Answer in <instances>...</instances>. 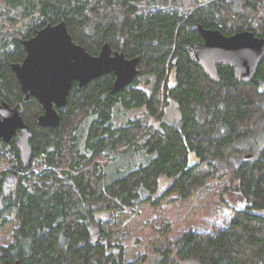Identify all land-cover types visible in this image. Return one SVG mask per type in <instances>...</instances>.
<instances>
[{
	"label": "trees",
	"instance_id": "obj_1",
	"mask_svg": "<svg viewBox=\"0 0 264 264\" xmlns=\"http://www.w3.org/2000/svg\"><path fill=\"white\" fill-rule=\"evenodd\" d=\"M61 22L94 56L108 43L139 57V74L117 95L109 94L113 74L84 88L74 83L60 126L43 129L42 106L25 102L11 67L26 57L22 40ZM195 24L261 37L264 0H0V101L20 110L34 134L31 166L0 211V229L14 223L0 246L5 264H123L122 253L90 240L103 216L156 208L172 195L187 199L215 183L252 208L234 210L218 234H183L151 263L264 264V92L239 83L228 67L219 69L220 83L211 81L182 50L202 42L190 31ZM256 79L264 80V61ZM171 102L180 113L175 124L166 116ZM126 154L148 162L111 176L112 162ZM5 166H20L14 142L0 143V195Z\"/></svg>",
	"mask_w": 264,
	"mask_h": 264
},
{
	"label": "water",
	"instance_id": "obj_2",
	"mask_svg": "<svg viewBox=\"0 0 264 264\" xmlns=\"http://www.w3.org/2000/svg\"><path fill=\"white\" fill-rule=\"evenodd\" d=\"M190 31L198 32L202 42L185 46L182 50L211 81L220 83L219 69L228 67L239 83H254L261 93L264 92V80L256 79L264 61V35L257 37L245 31L225 36L218 30H207L199 24L192 25ZM21 45L26 57L22 63L13 64L11 68L25 95V102L35 98L42 106L43 114L37 119V124L43 129L60 126L59 110L67 106L74 83L84 88L105 75L113 74L115 79L109 94L117 95L129 87L139 74V57L128 59L124 52L114 51L108 43L94 56L75 43L65 22L47 25L33 38L22 40ZM33 137V131L24 122L19 110L1 101L0 143L11 144L14 140L21 165L9 172L2 183L0 209L3 200L15 191L19 175L31 166ZM252 206L244 202L235 210L241 212ZM89 237L94 246L109 250L108 237L99 226L89 230ZM109 253L119 256L122 249L115 248ZM3 258L0 251V264H5Z\"/></svg>",
	"mask_w": 264,
	"mask_h": 264
},
{
	"label": "rangeland",
	"instance_id": "obj_3",
	"mask_svg": "<svg viewBox=\"0 0 264 264\" xmlns=\"http://www.w3.org/2000/svg\"><path fill=\"white\" fill-rule=\"evenodd\" d=\"M131 113L132 111L127 112V115ZM135 116L140 117L141 112L137 111L131 115V117ZM166 116L171 124L180 120L175 102L170 103ZM120 119L127 117L121 113ZM147 162L148 158L144 154L119 155L108 170L112 176L128 165L136 168ZM197 162L198 159L192 153L190 165ZM11 171L12 168L5 166L1 172L7 174ZM167 183L168 181H163L162 187ZM8 201L7 199L4 202V206ZM241 203L226 189V183H215L210 189L198 191L187 199L172 195L160 202L156 208L150 206V203H145L136 209H127L110 217L103 216V225L100 227L107 234L112 246L122 248L123 264H152L159 249L172 247L189 231L201 234L220 233L232 218V212ZM13 225L14 223L11 222L5 229H0V246L6 245L10 240L9 235Z\"/></svg>",
	"mask_w": 264,
	"mask_h": 264
},
{
	"label": "bare ground",
	"instance_id": "obj_4",
	"mask_svg": "<svg viewBox=\"0 0 264 264\" xmlns=\"http://www.w3.org/2000/svg\"><path fill=\"white\" fill-rule=\"evenodd\" d=\"M0 102H1V101H0ZM4 102H5V101H4ZM5 103H6V102H5ZM19 113H20V111H19ZM20 115H21V114H20ZM20 165H21V164H20ZM19 167H20V166H19ZM19 167H18V168H19ZM18 168H17V169H18ZM29 168H30V167H29ZM29 168H28V169H29ZM26 170H27V169H26ZM26 170H25V171H26ZM25 171H23L21 174H23ZM7 174H8V173H7ZM7 174H6V175H7ZM21 174H20V175H21ZM20 175H19V176H20ZM5 177H6V176H5ZM4 179H5V178H4ZM1 191H2V187H1ZM1 193H2V192H1ZM10 196H11V195H10ZM10 196H9V197H10ZM9 197H8V198H9ZM0 198H1V195H0ZM8 198H5V199L3 200V202H2V205H3V206H2V208L0 209V211L3 210V207H4V201L7 200ZM0 202H1V200H0Z\"/></svg>",
	"mask_w": 264,
	"mask_h": 264
},
{
	"label": "flooded vegetation",
	"instance_id": "obj_5",
	"mask_svg": "<svg viewBox=\"0 0 264 264\" xmlns=\"http://www.w3.org/2000/svg\"><path fill=\"white\" fill-rule=\"evenodd\" d=\"M19 111H20V110H19ZM20 114H21V113H20ZM12 142H14V140H13ZM15 170H16V169H15ZM13 171H14V170H13ZM21 175H22V174H21ZM21 175H20V176H21ZM5 176H6V175H5ZM20 176H19V177H20ZM4 178H5V177H4ZM18 183H19V181H18ZM17 185H18V184H17ZM15 190H16V189H15ZM5 201H6V200H5ZM5 201H4V202H5ZM235 209H236V208H235ZM113 249H115V247L112 246V245L110 244V242H109V250H108V252H109L110 250H113Z\"/></svg>",
	"mask_w": 264,
	"mask_h": 264
}]
</instances>
